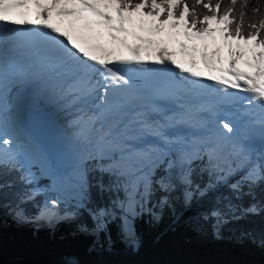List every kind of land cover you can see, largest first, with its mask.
Segmentation results:
<instances>
[{"label":"snow or ice","instance_id":"1","mask_svg":"<svg viewBox=\"0 0 264 264\" xmlns=\"http://www.w3.org/2000/svg\"><path fill=\"white\" fill-rule=\"evenodd\" d=\"M71 2L72 7L62 0H0V83L5 71V47L15 51L17 45H33L32 54L37 62L47 73L63 80L62 91L66 96L85 101L98 99L95 108L99 111L90 114L82 108L73 124L83 125L78 128L81 135L87 128L95 129V149L74 169L70 197L59 189V181L54 180L49 188H33L30 194L25 193L14 207L5 203L7 190L17 181L34 183L36 175L27 163L18 137L5 126L4 97L0 89V213L9 208L18 223L45 221L52 225L80 219L78 230L92 236L97 247H111V233L115 228L121 241L134 250L141 244L137 218L147 212L158 220V210L170 208L176 199L173 193L178 190L187 205L194 197H208L220 184L231 189L232 195L217 194L209 198L201 213V218L211 223L217 238H220L221 226L231 220L264 213V51H256L264 49V3L257 2L250 7V0H109L106 6H116L117 23L94 0ZM32 9L37 10L34 15ZM54 10L59 16H75L78 10L91 11L102 17L112 40L125 45L127 41L115 33L129 31L124 24L126 20L132 21L134 13L159 19L156 32H162L164 24L178 29L183 22L184 31L175 35L182 34L187 41L215 39L212 34L219 31L228 43L231 63L228 68L217 69L215 57L204 53L205 65L223 73L207 79L215 81L214 88L226 94L221 98L223 102L243 109L241 115L247 118L243 126L229 118L217 123L215 131L205 136L186 139L176 135L172 131L173 121L193 128L204 125L192 115V107L181 105L183 114L167 115L166 110L150 101L184 90L174 71L189 73L191 77L202 74L172 60L165 49L159 50L155 60L159 67L155 68L145 63L139 46H129L132 54L125 56L116 55L101 44H92L91 48L105 52V57L96 56L73 34L51 23ZM213 21L223 27L213 29ZM137 39L144 40V37L137 36ZM231 40L239 42L235 49L229 43ZM243 45L250 46L251 59H245ZM187 47L181 42L182 49ZM195 51L193 47L192 52ZM241 61L253 71L239 67ZM192 64L194 67V57ZM141 80L150 82L147 92L140 87ZM230 90L246 95L239 96ZM113 107L117 118L106 127L105 111ZM217 108L218 103H209L196 111L215 114ZM257 129L262 141L259 148L254 145ZM205 157L207 164L201 171L207 172L211 179L201 186L193 179L195 170L191 165L193 160ZM239 172H243L240 179L229 183V178ZM45 192L58 194L46 198L42 206L36 205L38 213L30 215L24 205ZM245 198L250 201L247 206L242 203ZM85 214L91 223L83 219ZM240 238H249L264 247V230L246 231ZM65 264L80 262L69 257Z\"/></svg>","mask_w":264,"mask_h":264},{"label":"trees","instance_id":"2","mask_svg":"<svg viewBox=\"0 0 264 264\" xmlns=\"http://www.w3.org/2000/svg\"><path fill=\"white\" fill-rule=\"evenodd\" d=\"M257 2L264 3V0H250V7ZM203 167L194 169L196 172L193 176L201 186L211 179L207 172L201 171ZM16 175L18 173H13V176ZM239 179L235 178L229 183ZM39 185L46 189L50 183L45 179ZM28 190L31 187L17 181L14 187L6 191L5 203L14 207ZM45 194L46 197L38 196L35 201L24 205L30 215H36L39 211L36 205L42 206L45 199L52 196L47 192ZM217 194L232 195V192L226 184H220L208 197H194L190 204L185 205L178 190L173 193L176 199L172 206L158 210V220H154L150 213H142L136 220L141 238L137 250L127 247L115 228L111 233V247H97L92 236L78 230L80 219L62 220L48 229H38L32 228L34 223H28V227H25V223H18L13 216H7L10 209L5 208L0 213V259H33L46 254H59L65 259L73 257L80 264H264V247L249 238H240L246 231L264 230V213L231 220L221 226L220 238H217L211 223L201 218L207 200ZM249 202L247 198L242 201L245 206ZM83 219L91 223L86 214Z\"/></svg>","mask_w":264,"mask_h":264},{"label":"rangeland","instance_id":"3","mask_svg":"<svg viewBox=\"0 0 264 264\" xmlns=\"http://www.w3.org/2000/svg\"><path fill=\"white\" fill-rule=\"evenodd\" d=\"M96 1L102 6V8L108 9L110 11H116L115 5L106 6L109 4V0H96ZM125 16H128L127 12H125ZM132 19L137 20L138 22L141 23V25H143L145 28L150 29V30L156 28L157 24L159 25V23L157 22V20L155 18L147 20L144 18V16L140 15V13L133 14ZM162 27L164 29L163 31H166V30H168V28H170L169 24H164V25H162ZM211 27L214 29H218L220 27H223V25H218L215 21H213L211 23ZM182 28H183V22H181V27L178 29L180 30ZM232 42H233L232 44H234L233 47L239 43L237 41L236 42L232 41ZM9 118L11 119V117H9ZM7 129L9 131H15V132L19 133L18 129H17V127H15V125H8L7 124ZM56 136H57L56 134L53 135V140L50 142L51 147L57 146V143L55 142L56 140H54ZM23 137H24V139H23L24 147H22V149L24 152L29 151V154H30L27 158V161L30 162V164L37 165V168L41 174V177L42 178L47 177L50 180L51 185L53 184L54 180H58L59 183L57 186L59 187V189L62 192H64L65 195L70 197L73 193V186H72V182H71L72 177H68V174L66 172L61 171L60 169H58L56 166L52 165V163H51V157H52L53 162H54V159L59 160V162H60V159L56 158V156L52 155L51 151H47L46 147H43L42 144H39V143L37 144V143L33 142L32 140L31 141L33 143H35L41 149H39L37 147H32L31 150H27V147H26L27 146V139H29L30 137H28L25 134H23ZM47 152L51 155V157H49V154ZM26 155H27V153H26ZM73 157H74V160H78L77 154L75 152H73ZM56 163H58V162H56ZM75 168H77L75 165H70L69 173L71 176H72V173H73ZM57 170L64 173L65 176H61V175L56 174L55 171H57ZM51 193H53L55 196L58 194L55 192H51ZM7 216H12L11 212L7 213ZM30 223H34V222H30ZM25 224H26L25 227H28L30 225L28 223H25ZM45 226H47V225H45ZM45 229H48V228L46 227Z\"/></svg>","mask_w":264,"mask_h":264},{"label":"bare ground","instance_id":"4","mask_svg":"<svg viewBox=\"0 0 264 264\" xmlns=\"http://www.w3.org/2000/svg\"><path fill=\"white\" fill-rule=\"evenodd\" d=\"M61 23L65 24L64 21L61 22ZM102 23H103V19H102V18H97V19H96V22H95V26H99V25L102 24ZM74 29L76 30V32H77V31H80V32H84V31H85L84 27H80V26H74ZM110 45L113 46V43L110 42ZM154 48H155L154 43H151V45H149V46L146 47L147 51H149L150 53H152V51H153ZM143 51L146 52L145 49H143ZM200 53H201V51H200ZM227 56H228V55H227ZM224 58H227V57L224 56ZM198 60L204 62V60H203L202 57L198 58ZM220 61H221V60H220ZM223 62H224V61H223ZM223 62L221 61V63H223ZM243 64H244V63H243ZM222 65H223V64H222ZM222 65H221V66H222ZM244 67H247V66L244 64ZM243 70H245V71H250L251 69H249V68L247 69V68H246V69H243ZM203 100H204L205 102H212L211 99H207L206 96L203 97ZM26 102H27V101H26ZM53 107H54V109H55L56 111L58 110V106H57V105H54ZM9 109H10V108H9ZM10 111H13V112H14V115H16V118H15V120H13V122H14V123L16 122L17 124H20V120H21V119H19V113H20V111L18 110V107H16V109H10ZM49 114L51 115L50 111H49ZM57 118L60 119V116L58 115ZM62 125H63V124H62ZM21 132H22L23 134L27 135L28 137H30V134H29L26 130H23V129H22ZM53 135H55V133L53 132L52 129H49V133H48L47 140L44 141L43 143H39V144H42L43 147H46V150H47V151H51L52 155L56 156V154H58V148H59V147H57V146L51 147V143H50V142L53 140ZM28 137H27V138H28ZM29 139H30V138H29ZM30 140H32L33 142L37 143V142H36L35 140H33V139H30ZM37 144H38V143H37ZM54 162H55V163H56V162H59V160L54 159Z\"/></svg>","mask_w":264,"mask_h":264},{"label":"water","instance_id":"5","mask_svg":"<svg viewBox=\"0 0 264 264\" xmlns=\"http://www.w3.org/2000/svg\"><path fill=\"white\" fill-rule=\"evenodd\" d=\"M66 259L59 254H46L39 258H23L17 260L0 259V264H65Z\"/></svg>","mask_w":264,"mask_h":264}]
</instances>
